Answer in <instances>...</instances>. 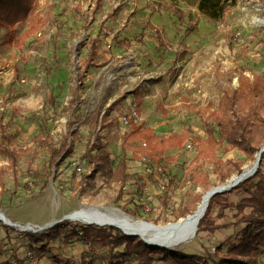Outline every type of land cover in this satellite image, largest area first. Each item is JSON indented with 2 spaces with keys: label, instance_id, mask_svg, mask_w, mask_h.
Masks as SVG:
<instances>
[{
  "label": "rangeland",
  "instance_id": "rangeland-1",
  "mask_svg": "<svg viewBox=\"0 0 264 264\" xmlns=\"http://www.w3.org/2000/svg\"><path fill=\"white\" fill-rule=\"evenodd\" d=\"M101 1L100 10L92 18L95 0H33L34 14L40 21L22 50L14 47L4 30L0 31V112L4 113L3 121L10 123L4 147L20 154L12 171L8 168V157L0 151V213L16 225L0 222V264L5 261L19 264L10 260L12 247L20 259L25 257L27 245L21 231L30 228L34 229L32 232L40 231L38 227L60 222L64 216L82 208H116L131 219L144 221L122 211L121 201L114 203L116 185L106 187L100 181L78 188L76 180L60 176L58 182L50 183L44 190L25 194L18 189L11 194L14 178L20 187L31 185L48 159L46 150L37 148L38 137L47 133L58 146L66 129L76 127L81 135L74 141L73 151L80 154L87 142L99 135L115 165L122 136L128 130L122 120L131 109L138 114L137 124L151 129L154 136H180L189 131L190 140H203L205 129L211 125L205 110H216L222 93L237 87L239 74L248 77H251L248 71L264 74V0H235L228 15L214 25L181 0ZM157 5L173 6L181 16L164 9L156 12ZM115 7H118L116 12ZM148 21L156 32L144 30V43H138L135 39ZM100 24L130 45L127 49L112 46L109 51L108 43L100 44L97 66L84 71L76 88L75 79L83 70L86 47ZM15 26L17 39L27 25ZM15 69L18 76L14 75ZM12 109L19 113L10 118ZM194 155L192 142H186L179 150L166 151L164 164L169 166L166 176L181 179L188 173L187 167ZM217 156H222L221 150L217 151ZM127 157L133 159L143 176L146 175L143 170L148 161L146 156L138 157L129 151ZM143 157L146 158L142 160ZM225 158L241 161L242 171L255 163L238 152ZM211 169L210 164L204 168L209 184L221 185ZM236 176L231 171L223 184ZM208 190L199 185L175 189L163 211L148 193L144 197L148 200L143 211L149 207L153 213L161 211V219L155 225L175 223L183 219L179 218L177 210L180 202L193 214ZM226 197L229 203L235 204L245 198L246 193L237 189ZM232 212L215 205L210 217L215 225L227 224L232 221ZM87 225L70 220L65 227ZM230 233L231 230L226 229L213 235L201 233L198 237L195 234L174 249L183 253H202L207 249L212 253V247ZM91 241L88 249L75 238L62 242L52 240L43 254L44 259L31 256L32 261L27 259V264H55L53 255L62 262L86 255L104 260L107 247ZM131 250L141 262L146 261V255L135 246ZM257 256L260 264H264V245ZM151 257L158 258L154 253Z\"/></svg>",
  "mask_w": 264,
  "mask_h": 264
},
{
  "label": "trees",
  "instance_id": "trees-1",
  "mask_svg": "<svg viewBox=\"0 0 264 264\" xmlns=\"http://www.w3.org/2000/svg\"><path fill=\"white\" fill-rule=\"evenodd\" d=\"M181 1L184 5L193 7L199 17L212 25L222 21L235 3V0ZM34 6L33 0H0V31L4 30L8 40L20 50L32 37V32L40 21L34 14ZM101 6L102 1L95 0L92 18ZM158 9L181 16L179 10L173 6L162 8L161 5H157L156 12L160 11ZM117 10L118 7H115V12ZM15 24L27 25L17 39ZM147 29L156 32L155 27L149 21L146 22L142 25V32L135 39L138 43H144V30ZM31 43L32 41L29 42ZM104 43H108L109 51L112 46L127 49L130 45L129 41L119 39L116 33L108 32L103 24H100L95 37L89 40L86 47V56L82 62L83 70L75 79L76 88L83 79L84 71L97 66L100 57L99 45L102 46ZM14 71V75L18 76L19 72L16 69ZM248 72L251 77L244 73L239 74L237 87H231L222 93L215 111L205 110L206 118L211 122V125L205 129V139L190 140L189 131H184L180 136L157 137L152 134L151 129L143 127L142 123L130 122L128 130L122 136L120 152L114 165L110 154L105 149L106 144L99 135L87 142L82 153L75 154L74 141L78 140L81 134L76 127L69 126L58 146L47 133L36 139L37 148L46 150L48 159L31 185L26 184L20 187L18 180L14 178L11 194L18 189L25 194H32L38 189L44 190L50 183L58 182L60 176L76 180L75 185L78 188L100 181L106 187L111 185L118 187L114 203L121 201L119 208L122 211L132 217H139L145 222L157 224L161 219V211L167 208L168 198L175 189H184L188 185H199L205 190L213 187L204 175V168L208 164L212 165L211 173L217 183L223 184L231 176V171L237 175L243 172L242 162L234 158L226 159L228 154L238 152L245 159L254 161L256 154L264 147V74ZM50 103L53 104V101L50 100ZM9 113L12 118L19 111L12 109ZM3 118L4 113L0 112V151L9 159L8 168L14 171L20 154L4 147L8 139L7 129L10 123H5ZM44 122L46 123L47 119ZM186 142H192L195 153L187 167L188 173H185L181 179L176 176H166L169 166L164 164L167 160L165 152L179 150ZM132 143L138 145H132ZM218 150L222 152L221 157L217 156ZM129 151L138 157H147L148 161L143 169L147 172L146 175L143 176L140 169L133 163V159L127 157ZM260 157L259 168L251 178L229 192L215 195L209 200L206 212L199 220L196 236L199 237L201 233L213 235L220 230H231L223 241L212 247V253L207 249H204L202 253H183L171 248L150 247L139 237L125 235L121 230L110 226L87 225L68 229L65 226L70 223V220H63L37 232L21 231L27 245L26 255L20 259L12 247L10 260L27 264L28 253L35 258L44 259L43 254L50 241L62 242V240L75 238L81 240L88 249L91 248V240L104 244L107 247L104 260L98 261L86 255L77 260L66 259L62 262L53 255L51 258H54L55 264H98V262L100 264H260L257 253L264 245V152ZM147 185L150 187H145ZM237 189H242L246 197L235 204L229 203L226 196ZM148 193L159 204L161 208L159 213L156 211L153 213L150 207L149 210L143 211L144 203L148 200V197L145 199L144 197ZM123 198L127 199L122 201ZM215 205L233 211L232 221L222 225L213 224L210 216L211 209ZM177 210L179 218H186L192 214V211L181 202ZM11 231L18 232L17 229H11ZM132 246L146 255V261L141 262L139 257L133 254ZM152 253L158 258L151 257ZM8 263L5 261V264Z\"/></svg>",
  "mask_w": 264,
  "mask_h": 264
},
{
  "label": "bare ground",
  "instance_id": "bare-ground-1",
  "mask_svg": "<svg viewBox=\"0 0 264 264\" xmlns=\"http://www.w3.org/2000/svg\"><path fill=\"white\" fill-rule=\"evenodd\" d=\"M255 165V163L253 164ZM253 166L246 168L243 172L251 171ZM207 197L195 210V214L189 218H183L175 223L165 225H152L134 220L123 214L120 210L110 207H86L74 211L71 214L73 221H81L91 225L112 224L126 233H134L152 246H166L175 248L193 238L199 223V218L205 210ZM7 220V219H6Z\"/></svg>",
  "mask_w": 264,
  "mask_h": 264
},
{
  "label": "water",
  "instance_id": "water-1",
  "mask_svg": "<svg viewBox=\"0 0 264 264\" xmlns=\"http://www.w3.org/2000/svg\"><path fill=\"white\" fill-rule=\"evenodd\" d=\"M262 152H264V147H262L261 149H260V151L256 154V156H255V165H253V167H252V169H251V171H249V172H246V173H244V172H242L241 174H239V175H237L236 177H234V178H232V180L229 182V183H227V184H221V185H217V186H215V187H213V188H211L210 190H208L205 194H204V196L205 197H207V202H206V207H205V210H204V212L202 213V215L200 216V218L199 219H201L203 216H204V214H205V212H206V209H207V207H208V203H209V200L213 197V196H215V195H218V194H223V193H226V192H229L231 189H233V188H235L237 185H239L240 183H242L243 181H245V180H247V179H249V178H251L255 173H256V171H257V169L259 168V165H260V156H261V153ZM73 214V213H72ZM193 214H195V213H193ZM193 214H191V215H189V216H187L186 218H189V217H192L193 216ZM63 220H72V218H71V215H67V216H64L62 219H61V221H63ZM0 222H2L3 224H5V225H8V226H16V225H13V224H11L10 222H8L7 220H6V218L4 217V215L3 214H1L0 213ZM143 223H146V224H152V223H147V222H144V221H142ZM56 222H53V223H51V224H49V225H46V226H44V227H38V230H43V229H46V228H48V227H51L52 225H54ZM88 225H91V224H88ZM152 225H155V224H152ZM97 226H110V227H114V228H117V229H119L118 227H116V226H114V225H112V224H108V225H97ZM120 230V229H119ZM122 231V230H121ZM196 231H197V229H196ZM122 233H124L125 235H128V236H137V237H139L137 234H132V233H126V232H123L122 231ZM196 234V233H195ZM195 234H194V236H195ZM193 236V237H194ZM140 240H142L145 244H147V245H149L150 247H160V248H168V247H166V246H152L150 243H148V242H146L145 240H143L142 238H139ZM171 249H174V248H171Z\"/></svg>",
  "mask_w": 264,
  "mask_h": 264
},
{
  "label": "built area",
  "instance_id": "built-area-1",
  "mask_svg": "<svg viewBox=\"0 0 264 264\" xmlns=\"http://www.w3.org/2000/svg\"><path fill=\"white\" fill-rule=\"evenodd\" d=\"M130 122L133 123H137L138 121V114L134 109H131L130 112L128 113V115L125 116V118L122 120L123 126L128 127ZM31 230H34L33 228H30ZM25 231V230H24ZM32 255L31 254H27L28 260L30 259V261H32ZM31 263V262H30ZM32 264V263H31Z\"/></svg>",
  "mask_w": 264,
  "mask_h": 264
}]
</instances>
